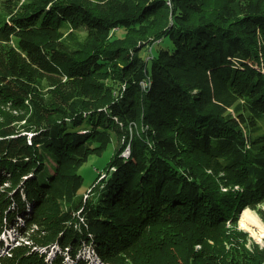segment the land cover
Listing matches in <instances>:
<instances>
[{
  "label": "trees",
  "instance_id": "16d2710c",
  "mask_svg": "<svg viewBox=\"0 0 264 264\" xmlns=\"http://www.w3.org/2000/svg\"><path fill=\"white\" fill-rule=\"evenodd\" d=\"M0 1V233L25 221L4 264H49L29 240L77 264L83 243L102 264H264L238 228L264 222V0Z\"/></svg>",
  "mask_w": 264,
  "mask_h": 264
},
{
  "label": "rangeland",
  "instance_id": "374dc122",
  "mask_svg": "<svg viewBox=\"0 0 264 264\" xmlns=\"http://www.w3.org/2000/svg\"><path fill=\"white\" fill-rule=\"evenodd\" d=\"M24 1H26V0H21V3ZM0 15L6 17V13L4 11V5L1 1H0ZM69 32H70V29H64L63 30L64 36L69 34ZM75 32H77V35L80 37L84 36V34H85L81 30H77ZM259 41L261 42L262 39H259ZM64 81H65V79L62 82H64ZM57 89L60 92H63L64 96L68 95V93L70 92V91L66 92L67 90L65 88H57V86L52 85V83L49 80L44 81V92L46 94L49 91H53V90H57ZM0 120H1V118H0ZM115 146H116V144H115ZM112 154H113V145H111L107 149V151L105 153H103L102 156H100V157L91 156L89 158L88 162L81 168L80 174L84 177V183H83V187L81 190V194H85L83 196L84 199H86L87 196L90 195L91 190H89V189L91 188V186L95 182L98 175L103 174L102 172L106 171L107 164L110 161ZM50 162L48 163V167H49V171L52 173L51 164H53V162H51V163ZM208 173L213 174L212 170H208ZM218 177L219 178L224 177V173L223 172L219 173ZM25 180L26 179H24L23 181H25ZM219 183H220L221 191H223V192L238 191V190L241 191V188L238 186H231V187L227 186L226 187L222 181H219ZM23 184H24V182H23ZM23 184L20 185V190H21V188H22L21 186ZM224 188H227V189H224ZM261 207L264 209V204L261 205ZM26 210L28 213L31 212V210H32L31 204H28ZM46 210L47 211H45V212H46L47 216H52V213L54 210L51 213H50V210H48V209H46ZM244 210L251 211L264 224V222L262 221V219L260 218V216L256 210L251 209L250 207L245 208ZM32 212H34V209L32 210ZM242 212L239 213L238 228L246 231L241 226V214H242ZM23 219H24L23 215L16 216L15 220L13 221L15 223V225H12L9 228L7 227V229H4L0 233V241H2V243H3V245L0 244V262H1V264H4V261H6V259L12 255V252L14 253L18 248H20L22 246L20 244V242L23 239L19 240V242L17 241V239L19 237V231L17 229H18V225L25 226V221ZM16 221L19 223L16 224ZM227 224L229 225L230 222H228ZM26 226H27V224H26ZM29 231L31 232L33 240L37 241V240H41L43 237L47 236L50 232V229L49 228L47 229L46 227L41 228V226H38V225L37 226L32 225V228ZM246 232H248V231H246ZM62 235H63V233L60 234V236H62ZM249 235H250V233H249ZM250 237H251V241L248 244V248L253 250L254 243L259 244L261 247H264V241L259 242L256 239H254L251 235H250ZM28 243L30 244L28 246H32L33 252H35L33 255H35L36 252L41 253V254H46V258H47L46 261L49 264L56 259L57 254L62 253V248H61L59 243L53 244V245L48 246V247H40V246L36 247L33 245V242L31 240L24 242V244H28ZM198 248H199V246H198ZM23 251H24L23 249H20L19 253H22ZM65 251L67 253H65V254L62 253L63 258H62L61 262L63 264H77L76 260L73 259V256L71 255V253L68 252L67 249ZM27 254H30V253H27ZM14 257L12 259H14ZM77 258L86 261V264H102L100 262L99 258L97 257V255L94 253V250H93L91 244H87V243H83ZM12 259L9 260V263L12 262Z\"/></svg>",
  "mask_w": 264,
  "mask_h": 264
},
{
  "label": "bare ground",
  "instance_id": "6f19581e",
  "mask_svg": "<svg viewBox=\"0 0 264 264\" xmlns=\"http://www.w3.org/2000/svg\"><path fill=\"white\" fill-rule=\"evenodd\" d=\"M148 83H144L143 88L147 86ZM130 150L125 156H128ZM227 189V188H224ZM241 226L243 229L248 231L250 235L259 242L264 241V224L259 220V218L249 210H244L241 214Z\"/></svg>",
  "mask_w": 264,
  "mask_h": 264
},
{
  "label": "built area",
  "instance_id": "2783aa9c",
  "mask_svg": "<svg viewBox=\"0 0 264 264\" xmlns=\"http://www.w3.org/2000/svg\"><path fill=\"white\" fill-rule=\"evenodd\" d=\"M128 152V149L126 150V153Z\"/></svg>",
  "mask_w": 264,
  "mask_h": 264
}]
</instances>
